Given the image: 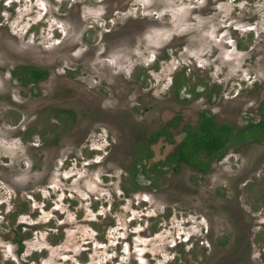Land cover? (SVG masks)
Wrapping results in <instances>:
<instances>
[{
	"label": "rangeland",
	"instance_id": "obj_1",
	"mask_svg": "<svg viewBox=\"0 0 264 264\" xmlns=\"http://www.w3.org/2000/svg\"><path fill=\"white\" fill-rule=\"evenodd\" d=\"M12 1L0 0V264H264V141L230 149L204 175L147 170L137 191L130 179L149 138L174 117L195 124L214 85L230 91L215 101L220 122L259 121L262 1L240 9L254 17L252 51L221 48L208 32L233 14L221 0L219 13L205 15L208 5L202 18L192 0H144L111 22L106 0H91L85 16L71 12L77 0L65 1L66 13L54 0ZM27 66L48 71V82L19 83L12 72ZM51 83L69 87L68 103L43 106ZM151 148V164L169 151L164 140Z\"/></svg>",
	"mask_w": 264,
	"mask_h": 264
},
{
	"label": "flooded vegetation",
	"instance_id": "obj_2",
	"mask_svg": "<svg viewBox=\"0 0 264 264\" xmlns=\"http://www.w3.org/2000/svg\"><path fill=\"white\" fill-rule=\"evenodd\" d=\"M36 1V0H33ZM65 1L68 2V0H54L55 2V6L54 7H58L59 11L58 13L61 11H64L66 13L65 9ZM77 0V2L75 3V7L72 9L71 12H76L79 13L83 16H85V14H88L89 12L92 13V15L94 14L92 11L95 10L94 6H92V1L91 0ZM109 1H112L111 3ZM143 1L144 0H106L104 3L105 8H108V11L104 17L105 20H109V22H111V14L112 13H130L133 11H137V10H133L135 9L137 6H142L143 5ZM191 1V0H189ZM195 4V8L197 9V11L193 14H195L196 16L202 18L200 16V10L202 8H206V6H210L211 11L206 13L205 15L208 14H212L215 15L217 13H219L220 9H222L221 7V3H219L218 1L220 0H192ZM225 3H230L232 4V6H234V10H233V14H231V18H229V21H225L226 25H223V18L221 17V19H218V16L215 19V26L212 27L211 29L208 31L210 32V34L212 35L214 33V35H217V37H219V41L220 44H218L221 48H225V49H230L231 47H233L235 51H239V50H244V51H252L255 47V27L254 25H252L253 19L254 17L251 16L250 14H248L247 16L244 14H242L241 12V8H243L245 5L248 7H252L255 8L257 5L260 4V1H262V3L264 4V0H221ZM2 2L5 4H12L15 3L12 0H2ZM37 4H39L37 2ZM90 4V5H89ZM142 4V5H141ZM79 8H83L84 10H86L85 12H80ZM246 9V7L244 8ZM131 10V11H128ZM240 10V11H239ZM243 10V9H242ZM64 13V14H65ZM68 13V12H67ZM131 14V13H130ZM132 15V14H131ZM228 15V14H227ZM82 16V17H83ZM89 16H91V14H89ZM131 19L134 20V17H130ZM204 19V18H203ZM139 22H141L139 19H137ZM136 20V22H134L135 25L138 26V21ZM205 20L206 17H205ZM132 22V21H131ZM130 22V23H131ZM142 23V22H141ZM239 35H242L243 38L242 39H238ZM214 40H216V38H214ZM217 41V42H219ZM232 43V44H231ZM215 50L212 51H218V48H213ZM217 49V50H216ZM212 64H210L211 66ZM27 67H18L12 72V76L22 85L24 86H32V87H39L41 84L43 83H47L48 79H49V74L48 71L46 70H41L38 69L36 67H30V68H36L42 72H45V75L43 78H41L38 81L35 82H31V78L29 77H23L20 74H24L25 71H23V68H28ZM23 77V78H22ZM25 80V81H23ZM248 80H242L241 83H234L232 82L230 85L236 84L237 86H240L241 84H245L247 83ZM182 84V83H181ZM218 84V83H216ZM78 88L81 90V93L84 95V100L86 102L90 101L91 103H93L94 105H97L96 107L100 108V103H101V99L96 98L95 95H93V92L91 90H89L87 87H84V85L81 84H77ZM174 88L176 89L175 92V96L176 98L179 100L180 95L179 92L181 90L182 86L178 87L176 86V82L174 84ZM199 86H202L201 83H199ZM204 86V85H203ZM50 95L51 97V101L43 106H53V105H61V101L63 103H68L69 100L62 98L61 96L63 94H65L66 92H69L70 89L69 87H60L59 84H55L52 85V83L50 84ZM203 90H207V88L204 86ZM236 88H233L231 90L232 92V99H237L239 96L238 94L235 95V97H233V91H235ZM230 92V91H229ZM223 93L221 91V87L219 85H214L213 87L210 88L209 91V98L206 94V96L204 98H199V94L195 93L194 91H192L191 93H188L187 96H189L191 99L193 100H198V98L200 100H204V106L202 107L200 113L198 114L197 118H196V123L195 124H184L182 125V118L180 117H174L172 118L168 123H166L164 125V127H162L158 132L154 133L148 141V151L151 153V156L148 159H144L142 162L145 165L146 168V172L147 170L149 172H152V174H157L158 172H161L162 174H164L165 172L163 171H156V168H162V169H168V170H172L174 172H176L177 170L180 169L181 166L187 167V168H191L194 169L196 172L204 175L207 174L210 171V166L214 163H218L222 160L225 159V157H227V153L229 151H231L230 149H234L236 148V146H239V148L241 147V144L243 145V147L246 146H251L253 144H259L262 141H264V127L258 128L257 129V133H253L252 131L248 130L247 128L250 125L256 126L259 123L264 121V100L259 102V106L257 107L258 109L256 110L257 114H258V122H253V123H249L247 126L243 127V128H237V126H235L234 124H223L222 122L219 121V119H217V113L215 112V107L217 106V103H215L217 96H221L220 99H224L226 98V95L229 93ZM70 93V92H69ZM56 96H60L58 98H56ZM203 96V95H202ZM238 96V97H236ZM212 97V99H210ZM54 98L56 99V101H53ZM80 99V100H79ZM83 98H74L73 101L75 102H79L81 101ZM61 100V101H60ZM88 100V101H87ZM218 100V99H217ZM212 101V103H211ZM89 103V102H88ZM76 104V103H75ZM207 104H209V106H207ZM212 104V105H211ZM43 106H41L40 108H42ZM50 107V108H51ZM49 108V109H50ZM205 108V109H203ZM101 111H103L102 109H100ZM61 116H73V113L71 111H66V110H60L58 111ZM104 112V111H103ZM203 119H208L211 120L213 122V124H215L216 126H219L220 128H228L230 127V132L226 133L228 138L230 139V141L228 142V144H226V148L223 151H218L217 153H215V155H213L212 157L208 158V157H203L200 155H197L198 157V162H202V163H209L208 169L206 172H201L198 168L193 167L190 164H186V162L184 160H177L180 157L176 158L175 155L177 154V150L178 148L184 143V141L189 138V136L191 134L190 131H199V129L201 128V123ZM163 130H166L167 135H160L159 133L162 132ZM179 134L178 137L176 138V134ZM216 133H218L219 135L222 134L221 129H217ZM152 137H155L154 140H152ZM160 140H164L168 143L169 146V151L168 154L166 156H164V158L161 159V161L159 162H155L151 164V160L154 156V152L153 149L151 148L154 144H156L158 141ZM237 144V145H236ZM240 144V145H239ZM246 144V145H245ZM141 155H139L140 157ZM146 156V149L144 152V156ZM171 156H173V162H171L172 164L170 165H166V163H169L168 161L170 160L169 158H171ZM198 162H193V163H198ZM151 164V165H150ZM162 164H165V166H162ZM147 172V173H149Z\"/></svg>",
	"mask_w": 264,
	"mask_h": 264
},
{
	"label": "trees",
	"instance_id": "obj_3",
	"mask_svg": "<svg viewBox=\"0 0 264 264\" xmlns=\"http://www.w3.org/2000/svg\"><path fill=\"white\" fill-rule=\"evenodd\" d=\"M23 71H25L24 74H20L23 77H29L31 78V82H35L40 80L44 77L45 72H42L36 68H23ZM22 77V78H23ZM25 81V80H23ZM177 88L182 86L180 81L176 82ZM264 127V121L259 123L256 126L250 125L247 129L252 131L254 134L257 133V129ZM230 127L228 128H220L219 126H216L213 124L211 120L203 119L201 123V128L199 131H190L189 138H187L184 143L178 148L177 154L175 155L176 158L180 157L179 159H176L175 161L184 160L186 164H190L193 167L198 168L201 172H206L209 166V163H202L198 162L197 155L205 156V157H212L217 153L218 151H223L226 148V144L230 141L227 134L230 132ZM217 129H221L222 134L216 133ZM160 135H167L166 130H163L159 133ZM155 137H152V140H154ZM151 156V153L148 151V148H146V156L140 157L136 160V162L133 165V170L131 171V180L133 181V189L132 191H137L138 189H142L140 184V179L143 178L145 180H149L150 177L146 172L145 165L143 164L144 159H148ZM169 163H166V165L172 164L173 162V156L169 158ZM178 162V161H177ZM198 162V163H193ZM162 166H165V164H162ZM130 180V182H131ZM18 244H21V239H18L16 241Z\"/></svg>",
	"mask_w": 264,
	"mask_h": 264
}]
</instances>
